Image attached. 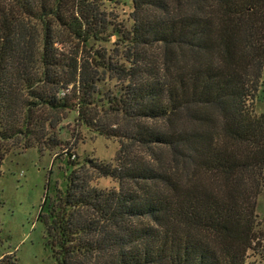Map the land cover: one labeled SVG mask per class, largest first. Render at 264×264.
I'll return each mask as SVG.
<instances>
[{
  "label": "trees",
  "instance_id": "16d2710c",
  "mask_svg": "<svg viewBox=\"0 0 264 264\" xmlns=\"http://www.w3.org/2000/svg\"><path fill=\"white\" fill-rule=\"evenodd\" d=\"M130 19L104 0H0V140L62 148L73 112L121 142L115 164L66 152L67 188L39 216L56 264H264L249 254L264 0H133Z\"/></svg>",
  "mask_w": 264,
  "mask_h": 264
},
{
  "label": "rangeland",
  "instance_id": "374dc122",
  "mask_svg": "<svg viewBox=\"0 0 264 264\" xmlns=\"http://www.w3.org/2000/svg\"><path fill=\"white\" fill-rule=\"evenodd\" d=\"M104 8L118 16V20L128 28L132 26L133 0H104ZM114 41L115 38L102 46L112 50ZM114 86L115 81L110 82L106 89ZM256 112L264 113V75ZM64 116L58 130L62 148L22 150L18 142L0 140V260L16 259L18 264H56L52 250L46 244L45 225L39 216L46 195L53 196L57 190L67 188L72 169L66 155L68 150L79 161L85 157H96L116 163L121 147L119 139L101 136L78 124L73 112ZM57 155L59 157L55 159ZM93 184L101 189L119 188V183L109 177L98 178ZM257 213L259 238L249 254L250 260L264 263V189L259 197Z\"/></svg>",
  "mask_w": 264,
  "mask_h": 264
}]
</instances>
